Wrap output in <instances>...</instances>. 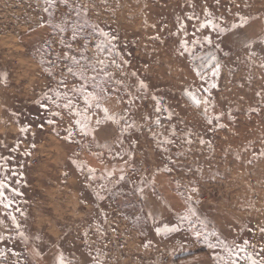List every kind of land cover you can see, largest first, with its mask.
<instances>
[{
    "label": "rangeland",
    "instance_id": "obj_1",
    "mask_svg": "<svg viewBox=\"0 0 264 264\" xmlns=\"http://www.w3.org/2000/svg\"><path fill=\"white\" fill-rule=\"evenodd\" d=\"M70 4L52 9V23L79 22L76 41L70 27L61 33L50 26L44 0H0V181L7 185L4 203L11 201L8 208L0 204V264H56L60 252L71 264H177L201 253L214 264H250L243 252L229 256L221 241L264 260V0ZM240 17L248 23L233 29ZM209 20L217 31L201 28ZM94 25L116 37L111 55L95 47L103 37L93 34ZM185 40L190 51L181 47ZM66 53L82 66L105 61L107 76L101 73L98 82L107 80L111 98L103 107L124 117L113 124L100 109H89L95 140L80 133L77 117L63 108L64 94L86 108L72 91L83 81L68 72L77 69ZM210 56L220 63L215 80L201 59ZM87 74L96 73L89 68ZM138 80L148 84L147 93L137 92ZM213 80L217 87L203 92ZM188 91L210 99L208 114L221 115L226 127L209 125L204 106L197 108ZM127 124L134 127L121 136ZM164 139L174 143L162 145ZM190 207L195 214L181 220ZM165 226L178 231L158 234ZM212 232L218 235L208 242L216 248L203 239Z\"/></svg>",
    "mask_w": 264,
    "mask_h": 264
},
{
    "label": "snow or ice",
    "instance_id": "obj_2",
    "mask_svg": "<svg viewBox=\"0 0 264 264\" xmlns=\"http://www.w3.org/2000/svg\"><path fill=\"white\" fill-rule=\"evenodd\" d=\"M44 3L46 5V7L43 10L49 14V18H50L49 19V24H50V26H52L53 28L59 29V31L61 33L65 32L66 29L70 27L71 28V33H72L71 39L73 41H76L79 33L83 32V26L80 25L79 22L69 25L68 18L65 17L60 23H56V24L52 23V20L54 19V11H52V9H55L57 4H63L66 7H70V6H72L70 4V0H44ZM80 7L83 8V6H80ZM80 14H81V12L79 10H77L76 15L79 16ZM86 14H87L86 10H84V15H86ZM208 15L210 16L211 13H209ZM189 19H192V18L189 17ZM247 23H248V20L245 17H240L239 23L238 24L234 23V24L231 25V27L233 29H236L238 27H244ZM209 27L213 31H217V28H218V26L215 23H213L212 21H210V20L207 21L206 23H203L201 25V28H209ZM182 28H183V26H182ZM219 31L220 32H224L225 29L219 28ZM93 34L94 35H98L100 37H103V41L101 43H98V44L95 45V47L97 48V50L99 52L102 53L104 51H107L108 54L111 55L115 51L114 47H109L110 45L113 44V41L116 40L115 36H111L109 33L103 31L102 29H100L98 26H95V25L93 26ZM84 39L87 40L88 37H84ZM205 40H206V42L208 44L212 43L211 37H205ZM61 43L63 44L64 41L61 40ZM195 43L199 44L200 41L197 40V41H195ZM261 43H264V41H261ZM246 46L249 47V48L252 47L251 44H248ZM66 47L71 49L72 45L71 44H67ZM85 47H87V45H85ZM181 47L185 51H190L189 45H188L186 40L182 43ZM253 55H255V53H253ZM64 59L70 61V63L72 65H74L76 67V69H77V71L74 72L73 71V67H69L68 68V72L73 74V75H78L79 79L81 81H83L81 87L73 88L72 91L79 93L83 97V101H84V104L86 105V108L83 111H81L78 107H76L74 105L73 100L69 96H67V94H64V96H63V98L65 100H67V103H65L63 105V108L69 110V112H71L72 114H74L77 117V119L75 120V125L78 127L79 132L82 133L85 136H91L92 139L95 140L94 129L91 126V116L88 114V110L89 109H92V108L100 109L103 112L104 121H110L113 124H119L120 121L122 119H124V117H121V116H118V115H115V114H110L109 109L107 107H103V104L108 99L111 98L108 89L105 87V85L107 83V80H101L100 82H98V76L101 73H103L104 76H107V73L104 72V68L106 67L105 61L103 59L97 58L95 65L89 63V64H86V65L82 66L81 65V61L79 59H77L75 56H72V55L67 54V53L65 54ZM201 59L207 61V63L205 65H203V67H206L207 69L210 70V74L214 78V80L216 78H219V75H220V63L216 59V57L215 56H210V57H205V58H201ZM123 62L125 64L127 63V61H123ZM41 63H44V61H41ZM112 63L115 64V60H113ZM97 65H99L101 67H99V69H98ZM117 67H120V65H117ZM89 68L91 69V71L93 73H96V74L89 76L87 74V70ZM49 75H51V72H49ZM132 75L135 76L136 74L132 73ZM197 75L200 76L201 80H204V81L207 80V76L200 69H197ZM109 79H114V78L109 77ZM214 80H213V82L208 84V87L203 89V92L210 94L211 89L217 87V84L214 82ZM89 82H91V88L93 89L92 91L88 90ZM115 82L117 84L121 83L120 81H115ZM62 83H63V81H62ZM140 91H143L144 93L148 92V84L145 83V81H143V80H138L137 92H140ZM186 95L188 96V98L193 102V104L197 108H201L202 105L204 106L203 107V114L205 115V118H206L207 123L209 125H213L214 121H215V122H217L215 124V127H218V128H225L226 127L225 124L219 123V121L222 120V116L221 115L210 116L208 114V105L211 104L210 99H208L207 97L198 98L197 95H195L191 91L186 92ZM56 96L60 97L61 93L57 92ZM47 98L49 100L53 99L52 97H47ZM152 99L155 100L156 98L152 97ZM53 102H55V101H53ZM159 103H160V101L156 100V104L159 105ZM56 106L58 108L61 107V105L59 103H57ZM213 107H214V105H213ZM156 111H160V108L157 107ZM53 115L54 116H59L60 113L56 112V113H53ZM171 115L172 114L169 113V118H171ZM229 115H231V114L229 113ZM47 123L48 124H54L55 121L54 120H48ZM95 123H96V125H100L102 123V121L98 119V120L95 121ZM157 123H158V121H157ZM41 127H43V125H41ZM128 127H134V125L133 124H127L126 127L121 130V133H120L121 136L123 134V131H126ZM21 131H27V129H21ZM172 135L173 136L176 135L175 129L172 130ZM72 136H73V131H72L71 128H69L68 129V138H71ZM191 136H192L191 132L187 133V135L185 137L186 143H188V144L192 143ZM121 142H122V140H121ZM199 142L201 144L206 143V141L203 140V139H200ZM173 143H174V141L171 140V139H164L163 141H161L162 145H170V144H173ZM207 143L210 144V142H207ZM103 146L104 147H108V145H106V144L103 145ZM164 150L167 151V149H164ZM121 158H123V157H121ZM73 163H75V161H73ZM169 163H175V161H173L171 159V157H169ZM77 167L81 168V165L77 164ZM166 170L170 172L171 168H168ZM121 171H123V170H121ZM89 173H91L92 174V178L95 179V175H94L95 170L89 168ZM109 175H111V173H109ZM119 179L120 180H124L125 177L123 175H121ZM177 184L179 186V182H177ZM6 187H7V185L3 181H0V204H3V206L5 208H8V207L11 206V201L9 200L8 203H4V201L7 199V197L4 196V189ZM137 190L140 193H143V191H144L143 187H139ZM12 191L16 195H19V193L15 192V189H12ZM192 191L196 192V191H198V189L193 188ZM96 195H97L98 199H101V200L105 199V197L103 195H101L99 192H97ZM185 199H186V201H190L191 200V196H187ZM194 214H195L194 210L191 209V207H190L188 214L180 217V219L181 220L188 219L189 215H194ZM12 221H13L14 224H16L17 229H19L20 225H19V223L16 222L15 216L12 217ZM156 231H157L158 234H160L162 232L163 233H168V232L178 231V228H176V227L169 228V227L165 226L163 229L157 228ZM261 231L264 232V228H262ZM20 235L23 236L24 235L23 232H21ZM194 235L199 240L201 238L202 234L197 231V232H194ZM210 235L211 236H217L218 234L215 233V232L204 234L203 235L204 241L206 243H208V247L209 248L218 247V245L208 242ZM220 243L224 245L225 250L229 253V256H239V254L241 252H243V253H245V259L247 261H250V264H264V260H257L255 258H253L251 255H249L247 253V250L244 247H239L238 245L234 244V246L237 248V251L233 252L232 248L228 247V245L225 244L224 241H221ZM244 243H245V245L248 244L247 241H245ZM262 251H264V250H262ZM37 254L39 255V253H37ZM220 259H222V258H220ZM56 264H71V262L66 259V257L63 254V252H60L59 255L56 258ZM97 264H99V262H97ZM227 264H236V262H235V260H231V261H228Z\"/></svg>",
    "mask_w": 264,
    "mask_h": 264
},
{
    "label": "crops",
    "instance_id": "obj_3",
    "mask_svg": "<svg viewBox=\"0 0 264 264\" xmlns=\"http://www.w3.org/2000/svg\"><path fill=\"white\" fill-rule=\"evenodd\" d=\"M177 264H214V262L206 253H201L180 259L177 261Z\"/></svg>",
    "mask_w": 264,
    "mask_h": 264
}]
</instances>
